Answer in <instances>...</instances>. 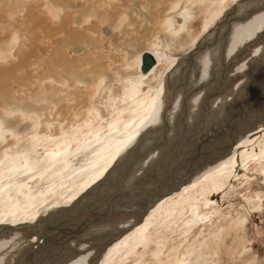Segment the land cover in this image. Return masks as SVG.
<instances>
[{
	"label": "bare ground",
	"instance_id": "6f19581e",
	"mask_svg": "<svg viewBox=\"0 0 264 264\" xmlns=\"http://www.w3.org/2000/svg\"><path fill=\"white\" fill-rule=\"evenodd\" d=\"M216 1L190 0L191 4L177 8V17L165 27L173 35L174 53L187 44L185 31L198 11L210 14L218 3L225 7V0ZM225 11L172 64L156 107L148 94L140 92L173 57L172 49L149 50L157 61L147 71L140 68L142 75L131 83L123 101L130 105L127 113L122 114L125 107L118 101L113 120L101 114L104 123H93L85 114L69 140L58 137L39 143L34 135L30 141L14 142L1 133L12 130L10 126H0V229L26 223L24 229L0 236V264H51L52 255L72 248L57 262L143 264L146 254L164 264L161 251L168 243H184L197 226H204L205 218L223 215L213 199L228 189L234 175L241 184L250 174L264 175V0H241ZM241 108L243 113L234 118ZM216 126L218 131L211 135ZM233 131L235 139L226 148L228 142L222 138ZM199 141L203 154L213 157L144 215L134 217L135 212L115 208L85 225L90 212L76 214L75 209L105 200L104 195L118 187L150 189L159 178L174 180L186 154ZM240 168H244L241 175ZM140 193L111 194L103 208L138 201ZM40 221L70 225L61 233L54 232L56 226L49 227V237L28 235L27 229Z\"/></svg>",
	"mask_w": 264,
	"mask_h": 264
},
{
	"label": "rangeland",
	"instance_id": "374dc122",
	"mask_svg": "<svg viewBox=\"0 0 264 264\" xmlns=\"http://www.w3.org/2000/svg\"><path fill=\"white\" fill-rule=\"evenodd\" d=\"M238 1L225 0L224 8L218 3L210 14L204 9L195 13L185 31L187 44L174 53L173 35L165 27L190 0L178 6L177 0H0V126L12 129L2 136L14 142L34 135L39 143L69 140L85 114L93 123H104L101 114L116 116L118 101L125 107L122 114L127 113L130 105L123 101L142 75L141 53L172 49L173 57L140 92L156 107L172 64ZM239 170L241 175L244 168ZM236 177L213 199L223 215L205 218L184 243H168L161 251L164 264H264V175L250 174L244 184ZM73 249L56 251V256ZM54 256L51 264H64ZM150 257L144 254L143 264H162Z\"/></svg>",
	"mask_w": 264,
	"mask_h": 264
},
{
	"label": "water",
	"instance_id": "95a60500",
	"mask_svg": "<svg viewBox=\"0 0 264 264\" xmlns=\"http://www.w3.org/2000/svg\"><path fill=\"white\" fill-rule=\"evenodd\" d=\"M156 57L155 55L148 51L145 50L144 52L141 53V70L142 71H147L149 70L153 64L156 63ZM243 108V107H242ZM239 110L237 112V116L234 118H237L238 115L243 113L242 109ZM230 119H228L229 121ZM226 121V119L224 120ZM223 121V122H224ZM223 122L218 123V125L222 124ZM219 128L213 127L210 132L211 135L213 134V132L218 131ZM236 133L231 132L229 133L227 136L223 137L222 139H226L228 144L226 145V148L230 147V145L232 144L231 142H233V139H235L234 135ZM199 141L198 143H196L194 146L191 147L190 151L186 154L182 164H181V170L175 173L174 176V180L165 178H159L155 184L152 187L148 188H144L142 189L141 187L135 185L134 187L131 186L129 188H122V187H118L115 190H113L112 193H106L104 196L107 195L105 200H109L110 198L112 199V195L116 194L117 192H134V191H138L141 192L138 196V201H131L130 204L128 205H119V206H115L114 205H109V207H104L105 204V200H103V198H101L97 203L94 204L91 203L88 207H79L77 209H75V212L77 215L83 214L84 211H89L90 213L88 214L89 217L88 219L84 222V224L86 225L87 223H89L91 220H95L101 216H103L106 211H112L115 208H117L118 210H124L125 212H135V216H142L146 213L147 209L154 204L160 197H162L163 195H165L166 193H169L171 191H173L174 189L180 188L185 182L189 181L192 176L195 174V172L197 170H199L200 168L203 167V165L205 163H207L213 156H209L207 153L203 154V151H201L199 149V145H200ZM216 156H220L219 154ZM112 194V195H111ZM138 209V210H134V209ZM137 217V218H139ZM26 223H18L15 225H10L8 229H0V236H6L9 234V232L11 231V229H24L25 228ZM70 224H67L65 222H42L40 221L38 223V225L34 228V229H27L29 230L27 233L28 235H31L33 233H36L38 235H46L47 234V230L49 227L51 226H56V230H54V232L56 233H61V231L66 229V226H69ZM71 225L74 227L75 224H73V221H71ZM26 232V231H25ZM54 233V234H56ZM53 234V233H52ZM51 234V235H52ZM49 237L50 234H47Z\"/></svg>",
	"mask_w": 264,
	"mask_h": 264
}]
</instances>
